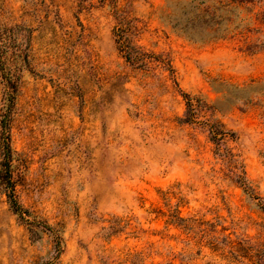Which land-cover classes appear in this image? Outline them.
Segmentation results:
<instances>
[{
    "label": "rangeland",
    "instance_id": "obj_1",
    "mask_svg": "<svg viewBox=\"0 0 264 264\" xmlns=\"http://www.w3.org/2000/svg\"><path fill=\"white\" fill-rule=\"evenodd\" d=\"M0 31V264H264V0H0Z\"/></svg>",
    "mask_w": 264,
    "mask_h": 264
},
{
    "label": "trees",
    "instance_id": "obj_2",
    "mask_svg": "<svg viewBox=\"0 0 264 264\" xmlns=\"http://www.w3.org/2000/svg\"><path fill=\"white\" fill-rule=\"evenodd\" d=\"M0 50L1 51L7 50L5 33H3L2 31H0ZM13 93H14V90H8V92H7V98H6L7 105H6V110H5V114L3 117V128H4L3 133H5V131L8 128L7 121H8L9 115H10L11 105L13 103V97H14ZM3 165H6V164L4 163ZM14 205H15V209L17 211L21 210V207L18 204L14 203Z\"/></svg>",
    "mask_w": 264,
    "mask_h": 264
}]
</instances>
